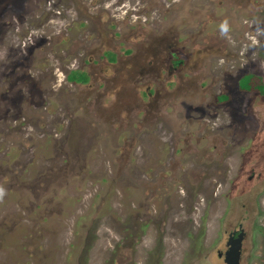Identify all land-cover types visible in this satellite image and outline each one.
<instances>
[{
    "label": "rangeland",
    "instance_id": "obj_1",
    "mask_svg": "<svg viewBox=\"0 0 264 264\" xmlns=\"http://www.w3.org/2000/svg\"><path fill=\"white\" fill-rule=\"evenodd\" d=\"M0 264H264V0H0Z\"/></svg>",
    "mask_w": 264,
    "mask_h": 264
},
{
    "label": "water",
    "instance_id": "obj_2",
    "mask_svg": "<svg viewBox=\"0 0 264 264\" xmlns=\"http://www.w3.org/2000/svg\"><path fill=\"white\" fill-rule=\"evenodd\" d=\"M243 235V232H240L237 238L230 237L227 242L228 249L224 255L225 264H239Z\"/></svg>",
    "mask_w": 264,
    "mask_h": 264
},
{
    "label": "flooded vegetation",
    "instance_id": "obj_3",
    "mask_svg": "<svg viewBox=\"0 0 264 264\" xmlns=\"http://www.w3.org/2000/svg\"><path fill=\"white\" fill-rule=\"evenodd\" d=\"M242 228H241V226H240V224H238L237 225V228H235L233 231H231L229 234H228V237H227V242L229 241V239H230V237H232V238H237V236H238V234L240 233V232H242ZM243 240V239H242ZM226 245H227V243H226ZM227 249H228V246H227V248H226V250L223 252V253H221V252H217V257H222L223 258V262H224V255H225V252L227 251ZM225 264V263H224Z\"/></svg>",
    "mask_w": 264,
    "mask_h": 264
},
{
    "label": "clouds",
    "instance_id": "obj_4",
    "mask_svg": "<svg viewBox=\"0 0 264 264\" xmlns=\"http://www.w3.org/2000/svg\"><path fill=\"white\" fill-rule=\"evenodd\" d=\"M3 194H4L3 188H0V196H3Z\"/></svg>",
    "mask_w": 264,
    "mask_h": 264
}]
</instances>
